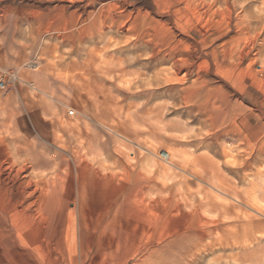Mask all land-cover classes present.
<instances>
[{"label":"rangeland","instance_id":"rangeland-1","mask_svg":"<svg viewBox=\"0 0 264 264\" xmlns=\"http://www.w3.org/2000/svg\"><path fill=\"white\" fill-rule=\"evenodd\" d=\"M0 77V264H264V0H0Z\"/></svg>","mask_w":264,"mask_h":264},{"label":"built area","instance_id":"built-area-1","mask_svg":"<svg viewBox=\"0 0 264 264\" xmlns=\"http://www.w3.org/2000/svg\"><path fill=\"white\" fill-rule=\"evenodd\" d=\"M16 76L15 75H10L9 79H12V80H16ZM8 86V81L5 80L3 77H0V90H5Z\"/></svg>","mask_w":264,"mask_h":264},{"label":"bare ground","instance_id":"bare-ground-1","mask_svg":"<svg viewBox=\"0 0 264 264\" xmlns=\"http://www.w3.org/2000/svg\"><path fill=\"white\" fill-rule=\"evenodd\" d=\"M94 13H95V12H94ZM139 46H140V45H139ZM168 57H170V56H168ZM164 60L166 61V59H164ZM175 64H176V63H175ZM172 69H173V68H172ZM179 70H180V69H179ZM181 71H182V70H181ZM122 75H123V74H122ZM172 75H173V74H172ZM177 75H178V74H177ZM158 91H159V90H158ZM157 94H158V92H157ZM157 94H156V95H157ZM154 95H155V94H154ZM71 115H74V113H71ZM8 168H9V167H8ZM18 170H19V169H18ZM19 172H22V171H19ZM25 172H26V171H25ZM16 173H17V172H16ZM19 174H20V173H19ZM22 174H23V173H22ZM14 175H16V174H14ZM16 176H17V175H16ZM12 177H13V176H12ZM25 178H26V177H25ZM13 179H14V178H13ZM13 179H12V180H13ZM7 182H8V181H7ZM34 182H35V181H34ZM30 184H31V183H30ZM26 187H27V186H26ZM31 187H32V186H31ZM27 188H28V187H27ZM22 190H23V189H22ZM35 191H36V190H35ZM21 192H23V191H21ZM43 193H44V192H43ZM32 194H33V193H32ZM34 194H35V193H34ZM46 194H47V192H46ZM23 195H25V192H23ZM23 195H22V196H23ZM29 195H30V194H29ZM34 196H35V195H34ZM34 196H33V197H34ZM44 196H45V195H44ZM20 200H21V199H20ZM25 200H26V198H25ZM21 201H22V200H21ZM28 201H30V199H28ZM19 202H20V201H19ZM24 202H25V201H24ZM24 202H23V203H24ZM26 202H27V200H26ZM17 206H18V205H17ZM27 206H29V205H27ZM30 206H32V204H31ZM27 208H28V207H27ZM34 208H35V207H34ZM15 209H16V208H15ZM0 211H1V210H0ZM33 214H34V213H33ZM188 254H189V253H188Z\"/></svg>","mask_w":264,"mask_h":264}]
</instances>
